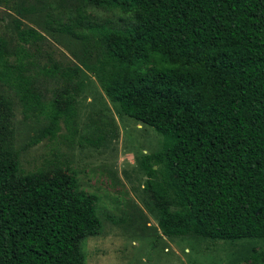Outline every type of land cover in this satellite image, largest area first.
<instances>
[{
  "label": "trees",
  "instance_id": "1",
  "mask_svg": "<svg viewBox=\"0 0 264 264\" xmlns=\"http://www.w3.org/2000/svg\"><path fill=\"white\" fill-rule=\"evenodd\" d=\"M71 1L53 28L90 42L106 97L161 136L139 159L161 233L264 238V0ZM88 6L125 16L91 19ZM14 35H0V264H83L82 240L101 231L93 196L65 172L19 173L13 146L14 102L46 121L41 136L59 119L73 135L82 81L40 64L41 33ZM105 137L79 134L93 147Z\"/></svg>",
  "mask_w": 264,
  "mask_h": 264
},
{
  "label": "rangeland",
  "instance_id": "2",
  "mask_svg": "<svg viewBox=\"0 0 264 264\" xmlns=\"http://www.w3.org/2000/svg\"><path fill=\"white\" fill-rule=\"evenodd\" d=\"M74 7L71 0H0V35L14 39L15 25L35 29L43 36L36 54L40 64L53 60L74 66L77 79L82 81L76 96L73 135L59 119L53 135L41 136L46 121L24 119L14 102L13 146L19 173L36 169L65 172L75 177L79 189L93 196L101 231L82 240L83 264H259L264 238L221 240L161 233L139 165L142 154L160 147L161 136L121 113L106 97L91 43L53 28L56 21L74 15ZM84 13L91 19L114 22L125 16L90 6ZM43 83L49 94L52 82L44 78ZM99 131L106 137L97 147L79 138V134Z\"/></svg>",
  "mask_w": 264,
  "mask_h": 264
}]
</instances>
